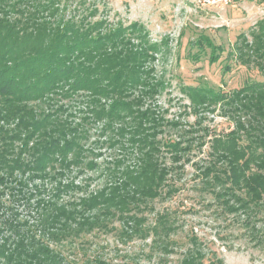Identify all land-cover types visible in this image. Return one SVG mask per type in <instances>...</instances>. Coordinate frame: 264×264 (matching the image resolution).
I'll list each match as a JSON object with an SVG mask.
<instances>
[{
    "label": "trees",
    "instance_id": "1",
    "mask_svg": "<svg viewBox=\"0 0 264 264\" xmlns=\"http://www.w3.org/2000/svg\"><path fill=\"white\" fill-rule=\"evenodd\" d=\"M99 10L96 1L0 0V264H76L58 247L110 231L112 218L130 234L151 236L150 247L172 252L169 216L144 229L135 213L177 191L168 176L194 144L192 137L162 139L166 123L146 101L164 85L152 63L165 41L152 42L138 22L98 17ZM249 34L239 35L229 54L264 74V18ZM192 44L209 48L211 64L220 59L221 47L206 36ZM187 91L196 108L222 103L232 115L235 129L210 139L205 187L228 212L261 221L257 242L264 244V82L231 93ZM73 101L82 107L79 117L67 114ZM91 127L105 138L95 146L121 152L106 169L109 183L95 191L76 183L85 168H98L86 146ZM19 206L36 218L21 220ZM202 258L189 250L179 264ZM81 264L117 263L93 255Z\"/></svg>",
    "mask_w": 264,
    "mask_h": 264
},
{
    "label": "rangeland",
    "instance_id": "2",
    "mask_svg": "<svg viewBox=\"0 0 264 264\" xmlns=\"http://www.w3.org/2000/svg\"><path fill=\"white\" fill-rule=\"evenodd\" d=\"M86 1H96L99 5L98 17L104 14L111 22L121 21L124 25L138 22L148 31L152 42L165 41L152 63L155 75L161 78L164 85L154 99L146 101L156 108L166 123L160 135L162 139L192 137L194 144L184 157L188 161L182 166H174L175 170L168 176V184L177 191L170 197H160L145 206L141 205L140 210L135 211L137 216L145 218L144 229L153 227L159 215L169 216L172 227L169 250L172 252L165 253L150 247L151 236L139 238L130 234L118 218L108 221V227L112 228L110 231L83 234L74 239L72 247L64 242L58 245V249L76 264L93 255L117 264H179L182 256L194 249L201 253L202 264H264V244H258L256 234V230L263 229L261 221L247 218L244 212H228L205 187V180L211 176L208 169L210 139L235 129L232 115L222 103L196 108L187 94V87L231 93L253 81L264 82V74L256 67L240 65L235 55H230L239 35L243 34L250 40L251 29L264 18V1ZM199 36H206L214 45L221 47L222 53L217 62H209L207 46L200 51L198 45L192 44ZM69 106L74 108H69L67 114L79 117L75 111L81 109V105L73 101ZM99 138V130L91 127L86 146L92 151L89 159H93L98 168H85L76 179L78 185L86 183L88 191L98 190L109 183L106 169L112 168L110 163L121 154L106 146H95V141L105 139ZM201 141L203 146L199 145ZM73 177H76L75 172L66 178ZM70 200L69 196H64L63 201ZM16 209L21 220L35 217L33 210L20 206ZM124 231L131 236L123 234ZM4 233L10 235L7 230Z\"/></svg>",
    "mask_w": 264,
    "mask_h": 264
}]
</instances>
